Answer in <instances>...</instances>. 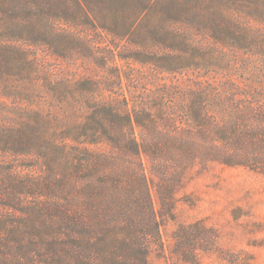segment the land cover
<instances>
[{
  "label": "trees",
  "instance_id": "trees-1",
  "mask_svg": "<svg viewBox=\"0 0 264 264\" xmlns=\"http://www.w3.org/2000/svg\"><path fill=\"white\" fill-rule=\"evenodd\" d=\"M0 98V264H149L190 170L264 174V0H0Z\"/></svg>",
  "mask_w": 264,
  "mask_h": 264
},
{
  "label": "rangeland",
  "instance_id": "rangeland-1",
  "mask_svg": "<svg viewBox=\"0 0 264 264\" xmlns=\"http://www.w3.org/2000/svg\"><path fill=\"white\" fill-rule=\"evenodd\" d=\"M99 35L104 42L111 40L104 32ZM49 65L61 73L75 67L67 59L50 58ZM77 68L88 78L106 71L93 62L78 61ZM122 70L151 74L139 64L127 63ZM160 77L168 78L169 73L161 72ZM152 196L159 212L153 190ZM161 238L163 249L152 250L149 264H264V174L220 164L190 170L173 195L172 214L163 221Z\"/></svg>",
  "mask_w": 264,
  "mask_h": 264
}]
</instances>
